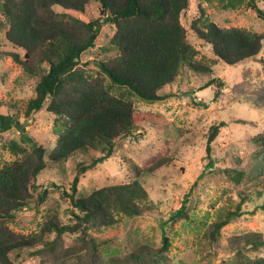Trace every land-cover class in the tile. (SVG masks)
I'll return each mask as SVG.
<instances>
[{"label":"trees","instance_id":"trees-1","mask_svg":"<svg viewBox=\"0 0 264 264\" xmlns=\"http://www.w3.org/2000/svg\"><path fill=\"white\" fill-rule=\"evenodd\" d=\"M91 1L0 0V33L6 45L4 48L0 43V51L12 56L35 83V94L28 99L24 115L30 118L46 108L55 114V124L62 126L52 147L34 138H30V146L14 138L8 140L18 157L0 167V264H27L25 260L32 258L41 264H187L169 254L173 242L166 234L159 244L131 239L130 248L123 251L116 245L115 233L109 232L120 226L119 215L136 218L153 209L142 177L171 164L175 159L171 149L152 157L145 166L125 155L127 181L100 185L88 192L79 187L80 179L88 169L114 155L122 138L135 136L139 123L144 127L159 124L163 116L139 110L135 97L154 103L177 96L166 87L188 70L207 76L204 88L214 87V100H220L225 90L239 91L240 85L252 82L253 69L246 64L249 60L260 63L258 74L264 77V55H260L264 34L218 24L204 17L199 3L202 14L193 20L191 30L212 48L213 57L205 61L198 58L200 50L183 22L191 0H95L99 15L87 19L82 14ZM250 5L264 19V0H250ZM103 24L115 26L110 44L117 52L101 58L99 72L94 74L83 54L95 46ZM218 61L231 65L243 61V81L231 85L225 76L215 74L213 65ZM194 99L207 105L197 101L196 95ZM243 101L264 108V84L247 91ZM19 114V110L0 111V140L12 126L20 125ZM225 125L220 120L209 129L206 167L215 164L214 141ZM253 143L245 163L238 161L223 168L235 183H251L260 192L263 200L251 213L264 212V167H259L264 165V131L253 136ZM78 151L90 160L79 161L70 186L61 189L70 198L66 209L69 219L64 221L49 207L38 230L14 229L11 223H20L23 210L40 211L48 202V187L40 181L44 169L50 162L68 161ZM194 186L169 220L192 218ZM247 186L238 192L240 200L234 207L225 208L215 220L205 223L202 238L206 243L220 245L226 240L227 257L220 264H264V254L251 256V251L264 247L263 231L224 233V227L242 216L244 205L253 200L255 192Z\"/></svg>","mask_w":264,"mask_h":264},{"label":"rangeland","instance_id":"rangeland-1","mask_svg":"<svg viewBox=\"0 0 264 264\" xmlns=\"http://www.w3.org/2000/svg\"><path fill=\"white\" fill-rule=\"evenodd\" d=\"M97 3L92 0L82 15L87 19L97 17L99 15ZM199 3L205 10L204 17L208 16L218 24L227 27L242 26L264 34V19L258 16L250 5V0H191L190 8L183 16V22L190 29V39L200 50L198 58L201 60L209 61L213 53L212 48L197 38L191 30L193 20L202 14ZM114 32L115 26L103 24L95 46L83 54L84 60L90 63L88 66L94 74L99 72L98 61L101 58L116 55L117 49L110 44ZM0 43L6 48L2 33ZM260 55H264V44ZM246 64L253 69L252 82L240 85L239 91L225 90V95L220 100H214V87L204 88V83L208 81L207 76L192 74L186 69L174 83L166 87L168 92H176L177 96L154 103L135 97L137 108L154 111L158 116L162 115L163 118L159 117L164 121V126L161 120L159 124H150L146 127L139 123L136 135L122 138L114 155L96 167L88 169L82 175L79 187L89 192L100 185L130 179L123 160L125 155L133 158L140 166L147 165L152 157L168 149H171L170 152L175 159L163 170L146 173L142 177V182L150 190L153 209L136 218L119 215L120 226L109 230L116 235L117 247L123 251L128 250L131 239L159 244L166 234L173 242L169 254L176 260L183 259L187 264H220V261L227 257L226 240L220 245L208 244L202 238V233L206 222L215 220L225 208L234 207L240 200L238 192L247 186L235 183L223 168L233 167L238 161L245 163L254 148L253 136L264 131V108L243 101L247 91L264 84V77L258 74L261 65L250 60ZM244 65L243 61L234 65L218 61L213 68L215 74L225 76L231 85H236L244 79ZM241 87L247 88V91L240 90ZM34 94V81L23 73L22 66L12 56L0 51V111L16 113L19 110L21 122L20 125L12 126L13 128L5 132L4 138L0 140V167L18 157L7 144L9 139L14 138L30 146L32 143L30 138H34L52 147L62 129L61 125L55 124V114L46 108L36 111L30 118L25 117L24 108ZM194 95L197 96V101L205 102L207 105L198 104ZM220 120L226 125L214 141L216 161L214 166L206 167L209 161L206 150L208 132L211 125ZM243 120H253L255 123ZM82 160L89 161L90 158L78 151L66 162H50L40 177V181L44 182L49 190L48 202L40 211L30 208L23 210L20 223H11V226L22 232L38 230L49 207L67 221L69 218L66 209L71 202L69 197L63 195L61 189L70 186L76 173V165ZM193 185L195 195L190 197L194 199L192 218L169 220L172 212L181 207L186 193ZM249 185L251 186V183ZM255 189L252 185L250 190H254L255 193L252 202L244 205L246 212L224 227L225 235L243 230L264 232L263 210L250 212L263 200L258 189ZM262 254L264 247L251 251L253 257ZM25 262L41 264L36 258L26 259Z\"/></svg>","mask_w":264,"mask_h":264}]
</instances>
